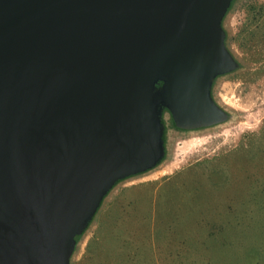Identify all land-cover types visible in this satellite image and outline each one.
I'll use <instances>...</instances> for the list:
<instances>
[{"label":"water","instance_id":"95a60500","mask_svg":"<svg viewBox=\"0 0 264 264\" xmlns=\"http://www.w3.org/2000/svg\"><path fill=\"white\" fill-rule=\"evenodd\" d=\"M229 2L0 0V264H69L111 185L160 159L162 106L225 117Z\"/></svg>","mask_w":264,"mask_h":264},{"label":"rangeland","instance_id":"374dc122","mask_svg":"<svg viewBox=\"0 0 264 264\" xmlns=\"http://www.w3.org/2000/svg\"><path fill=\"white\" fill-rule=\"evenodd\" d=\"M234 0L220 26L235 66L216 74L217 122L175 126L164 153L116 180L74 242L69 264H264V0Z\"/></svg>","mask_w":264,"mask_h":264},{"label":"trees","instance_id":"16d2710c","mask_svg":"<svg viewBox=\"0 0 264 264\" xmlns=\"http://www.w3.org/2000/svg\"><path fill=\"white\" fill-rule=\"evenodd\" d=\"M233 1H234V0H230L227 9L230 7V5H231V3H232ZM244 8L246 9L247 12H250L251 17H256L255 14L258 15V14L260 13V11H261V9H262V5H258V4H256L254 1H251V0H250V1H246V2L244 3ZM222 31H223V29H222ZM224 38H225V33H224V31H223V43H224V45H225ZM86 223H87V222H86ZM85 225H86V224H85ZM82 229H83V228H82ZM78 235H79V233L74 235V240L77 239Z\"/></svg>","mask_w":264,"mask_h":264},{"label":"flooded vegetation","instance_id":"af4514ba","mask_svg":"<svg viewBox=\"0 0 264 264\" xmlns=\"http://www.w3.org/2000/svg\"><path fill=\"white\" fill-rule=\"evenodd\" d=\"M159 83V82H158ZM158 83H156V85L158 84ZM163 108V106L161 107V109ZM161 111V110H160ZM160 120H161V116H160ZM175 126H177V125H175ZM199 126H204V125H198V126H192V127H182V126H177L178 128H180V129H191V128H195V127H199ZM161 142H162V155H161V157L163 156V153H164V146H163V128H162V124H161ZM160 157V158H161ZM159 161V160H158ZM157 161V162H158ZM156 162V163H157ZM155 165V164H154ZM153 166V165H152ZM151 166V167H152ZM148 168H150V167H148ZM148 168H146V169H148ZM146 169H144V170H146ZM144 170H142V171H144ZM141 172V171H140ZM138 173V172H137ZM135 174V173H134ZM131 175V174H130Z\"/></svg>","mask_w":264,"mask_h":264}]
</instances>
